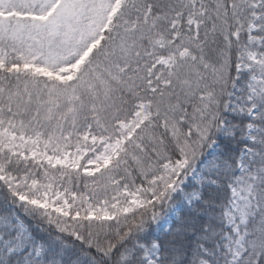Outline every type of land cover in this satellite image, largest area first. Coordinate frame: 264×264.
Masks as SVG:
<instances>
[{
    "label": "snow or ice",
    "instance_id": "1",
    "mask_svg": "<svg viewBox=\"0 0 264 264\" xmlns=\"http://www.w3.org/2000/svg\"><path fill=\"white\" fill-rule=\"evenodd\" d=\"M213 232L264 264V0H0L18 264H216Z\"/></svg>",
    "mask_w": 264,
    "mask_h": 264
},
{
    "label": "rangeland",
    "instance_id": "2",
    "mask_svg": "<svg viewBox=\"0 0 264 264\" xmlns=\"http://www.w3.org/2000/svg\"><path fill=\"white\" fill-rule=\"evenodd\" d=\"M245 155L246 154L244 153V151L241 150V152L239 153L238 159L239 161H243L245 164H247V161L245 160ZM239 174L240 173L237 172V175ZM189 179L192 181L193 184L197 186L201 185V176L198 172L190 175ZM196 194L198 195V193ZM189 195H192V193H190ZM27 239H28L27 236L22 237L21 235H18L14 240L0 241V261L7 256H11V255L20 256L19 254L22 252L24 248V242L27 241ZM66 244L67 243H64V245ZM225 247H226L225 244L222 247L218 246L217 248L218 251L215 256L216 264H226L225 257L227 256V253L224 251ZM38 250L39 249L37 248L36 251ZM24 261H25V264H28V257L25 256ZM34 261H35V256H33V264H34Z\"/></svg>",
    "mask_w": 264,
    "mask_h": 264
},
{
    "label": "trees",
    "instance_id": "3",
    "mask_svg": "<svg viewBox=\"0 0 264 264\" xmlns=\"http://www.w3.org/2000/svg\"><path fill=\"white\" fill-rule=\"evenodd\" d=\"M216 233L213 232L211 236H204V237H200L199 239H202L204 241H206L207 245H212L213 247H208L206 250L211 254L212 251H215V253L217 254L218 251V246L222 247L224 245V237H221L219 241H216L213 239V237H215ZM57 241H60L61 238L60 237H56L55 238ZM67 243L66 241L62 242ZM12 259L13 264H18L17 262L20 260V256H16V255H11V256H7L4 259H2L0 261V264H9V260Z\"/></svg>",
    "mask_w": 264,
    "mask_h": 264
}]
</instances>
